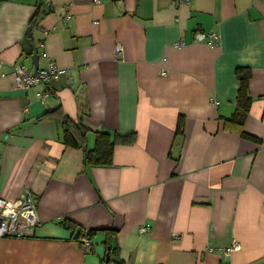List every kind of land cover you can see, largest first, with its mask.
Listing matches in <instances>:
<instances>
[{"label":"crops","instance_id":"1","mask_svg":"<svg viewBox=\"0 0 264 264\" xmlns=\"http://www.w3.org/2000/svg\"><path fill=\"white\" fill-rule=\"evenodd\" d=\"M94 1L0 0V198L30 191L40 223L0 239V264H264V0ZM18 63L64 72L23 92ZM98 133L135 141L92 165Z\"/></svg>","mask_w":264,"mask_h":264},{"label":"built area","instance_id":"2","mask_svg":"<svg viewBox=\"0 0 264 264\" xmlns=\"http://www.w3.org/2000/svg\"><path fill=\"white\" fill-rule=\"evenodd\" d=\"M95 3H100V0H95ZM69 19V16L67 17ZM56 31L54 27L53 30H45V39L39 43L40 49L45 51L46 39ZM219 36L215 33L205 34L199 33L196 35L195 42H206L208 45H215ZM176 47H181L182 44L176 43ZM123 46L117 44L116 53L118 57L123 54ZM2 68V63L0 61V69ZM12 74L15 80L16 90L28 92L32 87L39 85H49L51 80L64 72L54 65L50 64L47 69L38 70L35 72L30 71L25 64L18 63L12 66ZM49 96V92L46 90L39 94L42 102ZM35 200L32 197L30 191L24 192L17 201L10 202L5 199L0 198V239L3 238H29L33 237L36 232V228L40 226L38 220V209L37 205L34 203ZM149 230V226L142 227L140 233L145 235ZM91 238L86 237L82 242V246L87 252L92 249ZM241 245L236 241H233L230 248L226 250L227 254L235 251L241 250Z\"/></svg>","mask_w":264,"mask_h":264},{"label":"trees","instance_id":"3","mask_svg":"<svg viewBox=\"0 0 264 264\" xmlns=\"http://www.w3.org/2000/svg\"><path fill=\"white\" fill-rule=\"evenodd\" d=\"M39 7L37 9V13L32 21L33 26H36V22L41 18L42 11ZM245 69H238V79L241 82V89L238 97L239 109L238 115L235 117L238 121L236 122L241 129L243 128L245 117L248 115L250 109L251 99L249 97V77L250 74H244ZM234 121V120H232ZM74 122L70 120H66L65 124L67 127L66 135H65V143L71 147H79L80 145H84L86 141V135L88 134V129H82L81 126L74 125ZM233 123V122H232ZM116 137L114 140L111 139L112 136L104 133H98L96 135V147L94 151H86L85 152V162L90 163L92 165H108L111 164L110 160L112 159V152L113 148L119 144L121 145H132L135 141L134 136H126L121 137L115 135ZM242 138L249 140L251 142L259 143L260 140L254 138L251 135L246 134L245 132L241 131ZM81 142V143H78ZM86 238V237H85Z\"/></svg>","mask_w":264,"mask_h":264},{"label":"water","instance_id":"4","mask_svg":"<svg viewBox=\"0 0 264 264\" xmlns=\"http://www.w3.org/2000/svg\"><path fill=\"white\" fill-rule=\"evenodd\" d=\"M36 60H38V57H37V56H34L32 61H33L34 63H37ZM107 257H108L107 260H109V255H108Z\"/></svg>","mask_w":264,"mask_h":264}]
</instances>
